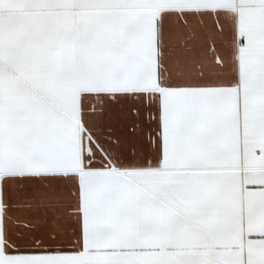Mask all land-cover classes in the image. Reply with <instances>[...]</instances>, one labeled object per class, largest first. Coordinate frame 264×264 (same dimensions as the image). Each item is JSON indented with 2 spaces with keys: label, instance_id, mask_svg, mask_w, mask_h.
Instances as JSON below:
<instances>
[{
  "label": "snow or ice",
  "instance_id": "6c2138e0",
  "mask_svg": "<svg viewBox=\"0 0 264 264\" xmlns=\"http://www.w3.org/2000/svg\"><path fill=\"white\" fill-rule=\"evenodd\" d=\"M0 264H264V0H0Z\"/></svg>",
  "mask_w": 264,
  "mask_h": 264
}]
</instances>
